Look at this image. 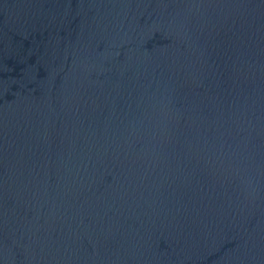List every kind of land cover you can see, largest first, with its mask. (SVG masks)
Returning a JSON list of instances; mask_svg holds the SVG:
<instances>
[{"label":"water","instance_id":"95a60500","mask_svg":"<svg viewBox=\"0 0 264 264\" xmlns=\"http://www.w3.org/2000/svg\"><path fill=\"white\" fill-rule=\"evenodd\" d=\"M0 264H264V0H0Z\"/></svg>","mask_w":264,"mask_h":264}]
</instances>
